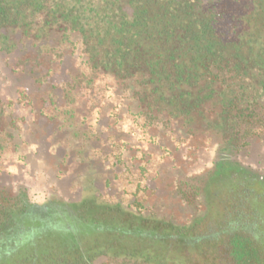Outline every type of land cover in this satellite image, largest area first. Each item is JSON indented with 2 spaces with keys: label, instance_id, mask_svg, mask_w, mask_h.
<instances>
[{
  "label": "trees",
  "instance_id": "trees-1",
  "mask_svg": "<svg viewBox=\"0 0 264 264\" xmlns=\"http://www.w3.org/2000/svg\"><path fill=\"white\" fill-rule=\"evenodd\" d=\"M255 9L264 19L261 0H255ZM215 11V7L207 13L199 11L195 0H0V34L21 31L34 38L58 36L61 43L79 44L76 69L67 82L70 108L65 112L67 127L79 129L84 146L101 145V134L89 122L95 113L113 110V105L100 101L95 89L96 82L110 78L120 99L126 95L125 110L144 133L155 126L178 140L201 137L219 149H236L246 145L264 121V64L250 54L252 67L259 70L253 82L255 75L239 49L244 41L238 47L239 42L219 32L229 33L231 25L218 24ZM258 32L260 45L252 48L264 55V29ZM4 114L0 111V117ZM8 135L0 125V155L9 146ZM115 137L119 135L108 139ZM149 138L155 139L152 134ZM111 144L129 151L123 143ZM222 166L230 174H217L220 168L214 163L204 176L218 189L213 194L204 185H195L203 175L190 178L191 197L179 184L183 200L191 201L194 210L185 223L161 220L153 231L149 220L117 212L113 231L86 224L80 228L79 240L67 227L44 233L43 248L31 247L32 263L23 261L21 257L29 252L22 250L11 255L0 252V257L15 259V264H91L94 257L106 254L118 264L153 258L158 264H186L192 257L205 256L208 264H217L224 256L226 264H264L260 235L237 222L241 199L233 194L235 170ZM224 185L229 193L224 196L231 197L224 202L223 214L210 208L200 214L198 204L207 201L215 207L214 199L222 196ZM20 195L0 187V235L13 231L27 207L28 198ZM260 202L261 208L257 202L251 205L264 214V201ZM190 242L200 243L198 252L189 251ZM177 248L180 263L169 258Z\"/></svg>",
  "mask_w": 264,
  "mask_h": 264
},
{
  "label": "flooded vegetation",
  "instance_id": "flooded-vegetation-1",
  "mask_svg": "<svg viewBox=\"0 0 264 264\" xmlns=\"http://www.w3.org/2000/svg\"><path fill=\"white\" fill-rule=\"evenodd\" d=\"M195 1L198 3L199 11L203 13H207L211 7L216 8L218 24L228 23L231 25L230 27L227 26L229 33L219 32L223 36L229 35L232 40L239 42L238 47H241L240 41L242 40L239 38L240 27L248 28L253 23L255 28L252 32L255 34L257 30L264 29V22H261L264 19L258 17L260 10L255 9V0ZM261 1L264 9V0ZM189 2H193V0H189ZM259 34L258 32L256 35ZM0 35H2L0 37V62L9 78L5 76L9 81V89L5 92L6 96L0 94V111L5 113L4 116L1 115L0 117V125L7 135H11H8L10 138L8 148L0 155V177L4 173L6 157L17 153L20 146L28 143L43 149L46 156L44 161L53 165L54 175L60 181L59 188L53 183V186H49L45 191L41 200L43 203L30 201L24 187L17 185L15 190H10L0 181V187L7 189L11 194L17 195L19 193L22 199L28 198V205L19 215L13 230L22 231L25 221L28 219L46 220L55 214H60L65 218V227L73 233H77L75 238L79 240L80 228L85 229L86 224L90 229L104 227L108 231H113L112 224L117 218V212H119V214L149 220L151 229L157 231L161 220L176 222L162 207L163 203L174 202L175 196H180V204L185 206L188 219L191 218L194 212L192 203L190 200V202L183 200L181 190L174 191L170 199L154 196L157 186L152 182L155 178L146 176L142 166H136L139 177L137 181H134L136 184L132 195H129L130 192L123 185L122 179L125 178V174H128L127 169L131 166L126 165V162L123 161L124 155L127 153L125 149H118L111 144L112 139H108L111 135H116V130L109 122L103 125L99 122L94 128L97 133L101 134L102 138L101 145L98 147L93 144L84 146L79 129L74 130L67 127L68 113L66 114L65 111L70 108L66 95L67 82L70 81L76 69L75 61L78 59L80 50L78 43L72 45L69 42L61 43L58 36H55L54 40L40 36L34 38L21 31L15 33L1 31ZM239 49L246 56L245 63L249 65L248 71L252 76L255 75L253 79L255 82L259 70L252 67L249 59L250 54L253 53L252 55L261 60L262 64H264V55L259 51H254L252 46H249L245 41ZM247 142L246 145L236 149L233 147L228 149L216 147V158L211 166L200 174L203 177L196 179L194 183L195 185H204L207 192L209 190L213 194L214 190L218 189L212 186V182L209 184L208 177H204L206 173L213 169L214 163H218L217 168L220 170L217 174L220 176L223 173H229V171L223 172L222 165H225L226 170L233 168L236 178V184L232 187L233 189L236 188L233 194L241 199L237 214V222H240L239 227L247 229L253 234L258 233L260 235L259 241L264 242V214L259 209L252 208L251 205L252 202H257L261 208L262 202L260 201H264V171L250 164L247 165L239 159L243 153L246 154L248 146L264 142V121L258 126L254 135L248 136ZM131 165L134 166L135 164ZM130 181L132 183V177L128 181L126 180V182ZM180 182L183 184L186 195L191 197V179H180ZM240 187L243 188L240 190ZM221 191L222 196L214 199L216 201L215 207L211 208L210 202L207 201H202L198 207L201 206L204 212L205 210L209 212L210 208V210L214 209L216 213L220 211L223 214L224 202L231 196H224V194H229L225 185ZM250 191H252L251 195ZM138 192L141 193V197ZM203 196L202 192L201 197ZM193 204L196 207L195 203ZM261 210L264 212V208ZM124 226L126 228V225ZM121 237L124 235L121 234ZM207 244H204L205 249ZM32 246L43 248V235L34 244L22 249L23 253L29 252L27 257H21L25 263L27 261L33 262L31 257ZM192 258L186 264L209 263L205 256ZM91 264L118 263L111 261L106 254H100L94 257ZM124 264H158V258L148 260L146 263L128 262ZM217 264H226V258L222 256L217 260Z\"/></svg>",
  "mask_w": 264,
  "mask_h": 264
},
{
  "label": "rangeland",
  "instance_id": "rangeland-1",
  "mask_svg": "<svg viewBox=\"0 0 264 264\" xmlns=\"http://www.w3.org/2000/svg\"><path fill=\"white\" fill-rule=\"evenodd\" d=\"M254 28L253 23L248 28L240 27L239 38L257 50L260 45V38L252 32ZM5 76L7 77L0 62V94L2 95H5L6 90L9 89V81ZM95 86V89L100 92L97 94L100 101L109 106L111 105L110 107L113 105V110L110 111L109 108L105 109V112L95 113L90 117L89 124L95 128L99 122L101 125L109 122L116 130V135H119V138H112V141L119 145L123 143L129 149L124 155L125 159H122H124L126 165L131 167L127 169L128 174L124 175L125 178L122 179V183L128 188L130 196L135 189L134 185L136 183L134 181H137L139 177L136 166H142L146 176L155 178L152 182L157 186L154 196L163 199H170L174 191H179V184L182 183L180 179L198 176L211 166L217 156L215 144L207 142L206 139L203 140L201 137L178 140L177 136L169 133V131H162L161 128L157 129L155 126L144 133L145 130L138 127L133 117L125 110L123 103L126 102V95L122 94V99H120L121 96L115 91L110 78L101 79L95 83ZM148 133L154 135L155 139L153 141L149 138L150 134ZM247 148L246 154L243 153L239 157L240 161L264 171V142L253 144ZM45 157L43 149L35 144L27 143L20 146L17 153L6 157L4 173L0 177L1 184L10 190H15L17 185L24 187L30 201H32V192L37 190L40 195L38 201L35 202L41 201L49 186H53V183H55L59 188L60 183L54 175L53 165L50 162H45ZM133 163L134 166L131 165ZM130 177H132L133 184L131 181L126 182ZM60 193L62 194V192ZM138 195L141 197V193L138 192ZM174 198V202L163 203L162 207L176 223L186 222V219L189 218L187 210L185 206H181L180 196ZM199 212L200 214L204 212L201 206ZM158 247L162 251V245ZM199 248L200 243L198 242L194 244L190 242V245H188L191 253L198 252ZM169 258L171 261L180 263L182 260L179 255V248L173 249ZM0 264H15V259L9 260L0 257Z\"/></svg>",
  "mask_w": 264,
  "mask_h": 264
},
{
  "label": "clouds",
  "instance_id": "clouds-1",
  "mask_svg": "<svg viewBox=\"0 0 264 264\" xmlns=\"http://www.w3.org/2000/svg\"><path fill=\"white\" fill-rule=\"evenodd\" d=\"M65 225V218L60 214H55L46 220L28 219L22 231L13 230L0 235V252L11 255L34 244L46 231L58 233L65 231Z\"/></svg>",
  "mask_w": 264,
  "mask_h": 264
},
{
  "label": "built area",
  "instance_id": "built-area-1",
  "mask_svg": "<svg viewBox=\"0 0 264 264\" xmlns=\"http://www.w3.org/2000/svg\"><path fill=\"white\" fill-rule=\"evenodd\" d=\"M39 191H33L32 194H31V197H32V201L35 202V201H38V197H39ZM45 194H43V197H44Z\"/></svg>",
  "mask_w": 264,
  "mask_h": 264
}]
</instances>
